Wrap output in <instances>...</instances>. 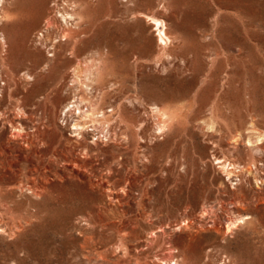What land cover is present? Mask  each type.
<instances>
[{
  "label": "rangeland",
  "instance_id": "1",
  "mask_svg": "<svg viewBox=\"0 0 264 264\" xmlns=\"http://www.w3.org/2000/svg\"><path fill=\"white\" fill-rule=\"evenodd\" d=\"M38 2L0 4V52L19 73L33 66L20 38L46 27L51 0L36 13ZM98 4L93 14L79 12L93 27L81 37L78 57L52 58L41 49L36 67L52 59L45 73L54 84L70 83L62 97L72 102L78 93L76 72L97 64L105 94L95 100L101 98L107 108L124 94L138 96V126L117 129L118 139L102 134L95 144L71 136L60 120V102L48 106L47 116L40 111L42 116L33 117L6 98L2 107L8 114H0V264H264V0ZM150 18L166 22L171 39L165 57L156 51V24ZM2 35L10 45L2 44ZM98 46L102 55L93 61ZM211 52L219 54V64L210 71ZM110 81L120 83L119 90H112ZM150 104L164 108L170 118L163 132L145 109ZM14 114H19L15 124ZM111 116L104 133L112 130ZM215 127L227 131L213 136ZM259 134L262 149L248 142ZM212 139L219 141L215 147ZM216 157L238 162L241 181L229 180Z\"/></svg>",
  "mask_w": 264,
  "mask_h": 264
},
{
  "label": "bare ground",
  "instance_id": "2",
  "mask_svg": "<svg viewBox=\"0 0 264 264\" xmlns=\"http://www.w3.org/2000/svg\"><path fill=\"white\" fill-rule=\"evenodd\" d=\"M6 0H0V4L3 3ZM45 0H39V2L36 4L35 7H37L36 13L38 12H42V8H44V3ZM99 0H51L50 2V7H46L45 8V16L47 17L46 20V27L44 29V32H40V34H38V32L33 36H22L20 38V44L27 49L29 55V60L31 61L32 65L31 67H27L28 69H24V71H22L21 73L13 70L12 68V64L10 62V60L8 59V57H6V55L4 56V54L0 52V114L3 116L2 118H4V116H6L8 114V107L7 108H3L2 107V103L5 101L6 98L9 99V104H12V101L14 100L15 102H17L18 104H22L24 106V108L28 111L30 116H38L40 113V111H44V115L47 116L48 113V106L49 105H53V103H55L56 101L60 102L61 104V111H60V120L62 121V124L64 125V127L68 126L70 131H71V136L72 137H76L78 139H84L85 141H91V143H97L94 142V138H97L95 141L100 140V136L103 134V137H106L107 140L110 137H117V135H121L118 134V132L120 133V131H118L117 129H121V131H124L125 129H129L133 127H137L138 125H136V122L134 121V119L137 118L136 114V102L137 97L134 95H129L128 94H124L123 97L121 98H115L113 102H111L110 106L107 108H111V110H108L107 108H105L106 106L102 107L101 102H103V100L101 101L99 98L98 100H95V96H100L102 95L104 98V88L99 87V77H98V65H90L86 68H83V70H80L79 72H76V75L78 76V80L76 79V81H74L76 84V86L74 87L75 90H77L76 92H78L76 95H74L75 93L73 92V96L74 100L71 101H66L64 100L62 97V95L64 94V92H66L68 89H71V87L69 86L70 83L66 84L61 82L58 83H52L51 79L49 78L48 74H46L45 72L47 71L46 68L50 66V64L52 63L51 60H46L44 61L45 63L42 65H39L38 67H36V64L38 63V57L41 54L40 53L41 49H46L48 51V53H50L51 55H49L50 57L54 58L56 56H61V55H66V54H70V56H74V57H78V55L81 53L80 50V46H81V37L84 36L87 33H90V31L92 30L93 27V23L88 20V23H85L83 20V17L80 15L79 12H81L82 9H84L87 13H94L97 10V6ZM49 3V2H48ZM123 4V3H122ZM46 5V4H45ZM4 8V6H2ZM2 10V9H1ZM98 11V10H97ZM119 13V12H118ZM134 14V13H133ZM5 15V14H4ZM121 15V14H120ZM161 16V15H160ZM163 17V16H161ZM119 19V18H118ZM149 20H153L156 24V36H157V49L156 51L161 55H167V42L170 43V35L167 34L166 30H167V25L166 22L164 20H156V19H152L150 18ZM96 22V21H95ZM97 24V23H96ZM2 31V30H1ZM168 31V30H167ZM93 32V31H92ZM2 44L5 46L6 44L10 43V40L5 36L2 35ZM210 36V35H209ZM1 43V42H0ZM2 45V46H3ZM10 45V44H9ZM210 45V44H208ZM212 45V44H211ZM210 45V46H211ZM169 46V45H168ZM175 47V46H174ZM208 47V46H207ZM242 47V46H241ZM243 48V47H242ZM101 49L100 46H98V53H94L93 56V61H98L99 57L102 55V51L99 50ZM210 49V47H209ZM212 49V48H211ZM210 49V50H211ZM214 49V48H213ZM210 50H208L210 52ZM62 51H64V53H62ZM91 51V50H90ZM105 51V50H104ZM214 51V50H213ZM218 51V50H217ZM216 51V52H217ZM3 52V51H2ZM203 52V51H202ZM205 52V51H204ZM207 53V51H206ZM212 53V52H211ZM6 54V53H5ZM87 55V54H86ZM90 55V54H89ZM189 55V54H188ZM205 54L203 53V56ZM208 55V54H207ZM218 55L219 54H211V56L208 57V62H210V68L206 67V69L211 71L213 66L215 65V63H217L218 60ZM91 56V55H90ZM88 56V57H90ZM164 56V57H165ZM169 56V55H168ZM178 56V55H177ZM243 56V55H242ZM246 56V55H245ZM87 57V60L90 59ZM92 57V56H91ZM206 57V56H205ZM235 56H233L234 58ZM85 58V57H84ZM160 58V57H159ZM163 58V57H162ZM188 58V57H187ZM186 58V60H187ZM204 58V57H203ZM240 58V57H239ZM237 58V59H239ZM243 58V57H241ZM40 59V58H39ZM92 59V58H91ZM179 59V58H178ZM190 59V58H189ZM205 59V58H204ZM220 59V58H219ZM236 59V60H237ZM86 60V61H87ZM221 60V59H220ZM219 60V61H220ZM85 61V59H84ZM85 61V62H86ZM160 61V60H159ZM41 62V61H40ZM84 62V63H85ZM90 62V60L88 61ZM161 62V61H160ZM192 62V60L190 61ZM206 62V61H205ZM233 62V60H232ZM54 63V62H53ZM61 63V62H60ZM59 63V64H60ZM93 63V62H92ZM221 63V62H220ZM28 64V63H27ZM82 64V63H81ZM80 64V65H81ZM95 64V62H94ZM149 64V63H148ZM147 64V65H148ZM207 64V63H206ZM219 63H217L218 65ZM222 64V63H221ZM29 65V64H28ZM79 65V66H80ZM83 65V64H82ZM81 65V66H82ZM101 65V64H100ZM139 65V64H138ZM174 65V64H173ZM177 65V64H176ZM187 65V64H186ZM189 65V64H188ZM187 65V66H188ZM231 65V64H230ZM229 65V66H230ZM42 66V67H41ZM78 66V67H79ZM178 66V65H177ZM203 66V67H204ZM216 66V65H215ZM224 67V65H222ZM228 66V65H227ZM229 66L226 70V72L229 73L228 69ZM234 66V65H233ZM52 67V66H51ZM169 67V66H168ZM176 67V66H175ZM222 67V68H223ZM53 68V67H52ZM149 68V67H148ZM147 68V69H148ZM181 68V67H180ZM188 68V67H187ZM190 68V66H189ZM218 67H214V69ZM235 68V67H234ZM248 68V67H247ZM51 69V68H50ZM140 69V68H139ZM152 69V68H151ZM172 69V67H171ZM204 69V68H203ZM213 69V70H214ZM221 70V68H219ZM233 69V67H232ZM17 70V69H16ZM142 70V69H141ZM157 70V69H156ZM206 70V71H207ZM244 70V69H243ZM242 70V71H243ZM52 71V70H51ZM162 71V70H161ZM178 71V70H177ZM231 71V70H230ZM49 72V70H48ZM216 72V71H215ZM234 72V69L233 71ZM51 73V72H50ZM161 73V72H160ZM179 73V72H178ZM213 73V72H212ZM208 74V73H207ZM231 74V73H229ZM233 74V73H232ZM243 74V73H242ZM245 75V74H244ZM243 75V76H244ZM64 76V75H63ZM76 76V77H77ZM209 76V75H208ZM228 75H226L227 77ZM54 77V76H53ZM220 77V75H219ZM222 77V76H221ZM247 77V75H246ZM210 78V76H209ZM218 78V77H217ZM230 78V77H229ZM233 78V77H231ZM239 78V77H238ZM204 79V78H203ZM53 80V78H52ZM207 80V79H206ZM209 80V79H208ZM219 80V79H218ZM234 80V79H232ZM239 81H241L239 79ZM238 81V82H239ZM120 82V81H119ZM234 82V81H233ZM110 88H112V90L115 91L116 89V85L120 84L117 82H109ZM122 83V82H121ZM221 83V82H220ZM226 83V82H225ZM228 83V82H227ZM232 83V82H231ZM37 84H41L40 88L36 87ZM73 84V83H72ZM222 84V83H221ZM220 84V85H221ZM224 84V82H223ZM222 84V85H223ZM122 85V84H121ZM217 85V84H216ZM215 85V86H216ZM227 84H225L224 86L226 87ZM74 86V84H73ZM116 86V87H115ZM119 86V85H118ZM113 87H115V89H113ZM214 87V86H213ZM224 87V88H225ZM108 88V87H107ZM124 88V86H123ZM118 89V87H117ZM121 89V88H120ZM128 89V88H127ZM119 90V89H118ZM215 90V89H214ZM224 90H227L226 88ZM241 90V89H240ZM72 91V90H71ZM111 90H109L110 92ZM117 91V90H116ZM125 91V90H124ZM213 91V90H212ZM222 91V89H221ZM244 91V89H243ZM127 93V91H125ZM124 92V93H125ZM141 92V91H140ZM115 93V92H113ZM120 93V92H118ZM122 93V92H121ZM120 93V94H121ZM219 93V91L217 92ZM225 93V92H224ZM227 93V92H226ZM241 93V91H240ZM68 94V93H67ZM123 94V93H122ZM197 94V93H196ZM221 93H219L220 95ZM219 95H217L218 100L219 99ZM222 95V94H221ZM66 96V95H65ZM72 97V98H73ZM101 97V96H100ZM142 97V96H141ZM145 97V96H144ZM223 97V96H222ZM71 98V99H72ZM211 99V97H210ZM214 99V98H213ZM226 99V98H225ZM224 99V100H225ZM70 100V99H69ZM215 100V99H214ZM217 100V99H216ZM215 102H218L216 101ZM228 101V100H227ZM230 101V100H229ZM143 102V101H141ZM139 103V102H138ZM144 103V102H143ZM214 103V101H213ZM224 102H222L221 104H223ZM140 104V103H139ZM142 104V103H141ZM146 104V102L144 103ZM149 104V103H147ZM146 104V105H147ZM200 104V103H199ZM227 104V103H226ZM214 105V104H213ZM217 105H219V103H217ZM225 105V104H224ZM231 105V104H230ZM245 105V104H244ZM42 106H44L45 108H43ZM151 106V107H149ZM212 106V105H211ZM222 106V105H221ZM221 106H219L221 108ZM228 106V105H226ZM47 107V108H46ZM142 107H144L142 105ZM140 107V108H142ZM151 111L150 113L151 116H155L158 118V126H157V130H159L160 132H163L167 126V123L169 122V116L168 114L165 112L164 108L160 107L158 104H150L148 106L145 107V109H148ZM214 107V106H213ZM217 107V106H216ZM215 107V109H216ZM230 107V106H229ZM227 107V108H229ZM246 107V106H245ZM219 108V109H220ZM223 108V107H222ZM225 108V107H224ZM224 108L222 110H224ZM231 108V107H230ZM50 109V108H49ZM143 109V108H142ZM214 109V108H213ZM214 109V112H216L217 110ZM226 109V108H225ZM145 111V110H144ZM143 111V115L144 112ZM212 111V110H211ZM228 111V110H227ZM226 111V112H227ZM56 112V111H55ZM109 112H113L111 116V113L109 114ZM136 112V114H135ZM139 112V111H138ZM213 112V113H214ZM219 112V110L217 111ZM224 112V111H222ZM221 112V113H222ZM42 113V112H41ZM50 113V112H49ZM54 113V112H53ZM59 113V112H58ZM149 113V114H150ZM211 113V112H210ZM56 114V113H55ZM148 114V113H147ZM216 114V113H215ZM41 115V114H40ZM39 115V116H40ZM54 115V114H53ZM146 115V114H145ZM214 115V114H213ZM212 115V116H213ZM42 116V115H41ZM58 115L54 116L57 117ZM109 116H111V121L112 122V130L109 132V130L107 131V133H104L102 127L104 125V127L106 126L105 123H108L109 120ZM140 116L142 117V114L139 115L138 113V117L140 118ZM148 116V115H147ZM217 117V114H216ZM220 117V116H219ZM42 118V117H41ZM51 118V117H50ZM149 119V117H147ZM215 118V117H213ZM38 119V117H37ZM43 119V118H42ZM40 119V121L42 120ZM47 119V117H46ZM152 119V118H151ZM155 119V118H153ZM10 120L13 124H15V121H19V114H14L13 116L10 117ZM37 121V120H36ZM139 121L142 123V125H146V127H149V122L147 119L145 118H140ZM217 121V119L215 120ZM48 122V119H47ZM140 122L137 121V123ZM38 123L40 124V122L38 121ZM38 123L36 125H38ZM61 123V122H60ZM124 123V126H123ZM217 123V122H216ZM48 124V123H47ZM52 124V123H51ZM111 124V123H110ZM45 125V124H44ZM43 125V126H44ZM50 125V124H48ZM141 125V126H142ZM39 126V125H38ZM42 126V125H41ZM109 126V124H108ZM217 126V125H216ZM49 127V126H48ZM61 127V126H60ZM59 127V128H60ZM63 127V126H62ZM124 127V128H121ZM150 127H151V123H150ZM225 127V126H224ZM36 128V127H35ZM51 128V126L49 127ZM140 128V127H139ZM214 128V126H213ZM37 129V128H36ZM63 129V128H62ZM65 129V128H64ZM143 129V128H142ZM224 129V128H223ZM221 127H215L214 131H211L212 135L214 136L216 133H221L223 130ZM228 129V126H227ZM230 129V128H229ZM48 130V129H47ZM46 130V131H47ZM53 130V129H52ZM133 130V128L131 129ZM141 130V129H140ZM148 130V129H147ZM149 130H153V129H149ZM118 131V132H117ZM139 131V129H138ZM143 131V130H142ZM227 131V130H226ZM224 129V132H226ZM229 131V130H228ZM126 133H129L127 131H125ZM137 132V130H136ZM232 132V131H231ZM229 132V133H231ZM110 133V134H109ZM123 133V132H122ZM141 133V132H140ZM143 133V132H142ZM141 133V134H142ZM150 133V132H149ZM166 133V132H165ZM223 133V132H222ZM221 133V134H222ZM125 134V133H124ZM136 133H134L135 135ZM163 134V133H162ZM218 134V135H219ZM128 135V134H127ZM133 135V136H134ZM145 136V134H143ZM142 135V137H144ZM204 135V134H203ZM208 135L209 132H208ZM217 135V134H216ZM223 135V134H222ZM225 135V134H224ZM260 135V134H259ZM130 136V135H129ZM127 136V137H129ZM132 136V138H133ZM138 136V133H137ZM149 136V135H148ZM102 137V138H103ZM121 137V136H120ZM124 137H126V135H124ZM131 137V136H130ZM149 138V137H148ZM155 138V137H154ZM256 138V137H255ZM77 139V140H78ZM111 139V138H110ZM114 138H112L113 140ZM118 139V137H117ZM225 139V136H224ZM223 139V140H224ZM234 139V138H233ZM248 139V138H247ZM116 140V139H115ZM134 140V139H133ZM210 140V139H209ZM221 140V139H220ZM221 140V142L223 141ZM227 140V139H226ZM232 140V139H231ZM237 140V139H235ZM245 140V139H244ZM253 139L249 140L248 142L251 144H259L262 142L263 140V135L261 134L260 136H258L254 141H252ZM81 141V140H80ZM211 141V140H210ZM240 141V140H239ZM242 141V140H241ZM76 142V141H75ZM83 142V141H82ZM218 139L214 140L212 139V146L218 143ZM247 143V142H246ZM82 144V143H81ZM101 144V143H100ZM248 144V143H247ZM99 145V144H98ZM97 145V146H98ZM210 145V144H209ZM250 145V144H248ZM251 146V145H250ZM258 146V145H257ZM256 146V148H257ZM5 147V146H4ZM83 147V146H82ZM95 147V146H94ZM99 147V146H98ZM246 147V146H245ZM260 147V144H259ZM86 148V151L88 150V145H86V147H84L83 149ZM219 148V147H218ZM255 148V149H256ZM213 149V148H212ZM250 149V148H249ZM252 149H253V145H252ZM259 149H262L261 147ZM258 149V150H259ZM5 150H8L5 147ZM66 150V149H65ZM80 150V149H79ZM95 152H101V150L99 148L94 149ZM215 150V149H214ZM55 151V150H54ZM68 151V150H67ZM70 151V150H69ZM73 151V150H72ZM70 151V152H72ZM82 151V150H81ZM85 151V150H84ZM90 151V150H89ZM216 151V150H215ZM214 151V152H215ZM248 151V150H247ZM262 151L260 150V153ZM64 153V152H63ZM83 153V151H82ZM87 153V152H86ZM84 153V154H86ZM2 154V153H0ZM73 155V153H71ZM75 154V153H74ZM99 154V153H98ZM101 154V153H100ZM217 154V153H216ZM66 155V154H65ZM71 155V157H72ZM76 155V154H75ZM218 155V154H217ZM69 156V153H68ZM84 156V155H82ZM214 156V155H213ZM216 156V155H215ZM7 158V156H5ZM74 157V155H73ZM81 157V156H80ZM259 157V156H258ZM256 157V158H258ZM66 158V157H65ZM79 158V157H78ZM74 160L73 162L78 163L79 161ZM255 158V159H256ZM260 158V157H259ZM61 159V158H60ZM75 159V158H74ZM215 159V158H214ZM64 160V159H62ZM66 160V159H65ZM216 160H219V164H220V170H223L224 174L226 177H228L229 180H234V181H241L240 178H238L239 176H237L238 172H241L243 169L241 168L240 165H238V162L236 163H226L225 160L220 159L219 157H216ZM260 160V159H259ZM59 161V160H58ZM254 161V160H253ZM70 162V161H69ZM68 162V163H69ZM81 162V161H80ZM231 162V161H230ZM256 162H258L256 160ZM261 162V161H260ZM73 163V164H74ZM253 163V162H252ZM258 164V163H257ZM260 164V163H259ZM262 164V163H261ZM71 165V164H70ZM74 165V166H75ZM105 165V164H104ZM72 166V165H71ZM81 166V165H80ZM83 166V165H82ZM245 166V165H244ZM253 167V165H251ZM256 167V166H255ZM79 168V167H78ZM250 168V167H249ZM76 169V168H75ZM85 169V168H84ZM104 169V168H103ZM248 169V168H246ZM251 169V168H250ZM256 169V168H255ZM258 170V169H257ZM244 172V171H243ZM253 173V172H252ZM242 174V173H241ZM255 174V172H254ZM239 175V174H238ZM244 175V174H243ZM259 175V174H258ZM241 176V175H240ZM248 176V175H245ZM262 176V175H260ZM106 177V176H105ZM237 177V178H234ZM250 177V176H249ZM259 177V176H258ZM264 177V176H263ZM245 178V177H244ZM262 178V177H261ZM239 179V180H237ZM243 179V178H242ZM250 180V179H249ZM258 181V180H257ZM260 181V178H259ZM258 181V182H259ZM245 182V181H244ZM250 182V181H249ZM256 182V181H255ZM261 182V181H260ZM239 183V182H238ZM250 184V183H249ZM238 185V184H237ZM241 185V184H240ZM259 195V194H257ZM239 197V196H238ZM242 199V197H241ZM247 199V198H246ZM240 200V199H239ZM249 200V199H248ZM238 201V200H236ZM245 202V201H244ZM248 202V201H247ZM250 203V202H249ZM233 204V203H232ZM241 204V203H239ZM245 204V203H242ZM238 205V204H236ZM239 206V205H238ZM246 207V206H245ZM232 211V210H231ZM250 212V211H249ZM223 215V214H222ZM219 220V218H218ZM230 220V219H229ZM235 224V223H232ZM183 225V224H182ZM182 225L180 224L178 226V228H180V230L182 229ZM213 226V225H212ZM221 226V225H220ZM230 225L228 227V230L231 229ZM177 228V227H176ZM187 228V226H186ZM189 228V227H188ZM185 229V228H184ZM226 229V228H225ZM172 232H174V229L172 228ZM176 232V229H175ZM183 232V231H182ZM185 232V231H184ZM192 232V231H191ZM226 233V232H225ZM233 233V232H232ZM12 236V235H11ZM168 263V262H166Z\"/></svg>",
  "mask_w": 264,
  "mask_h": 264
}]
</instances>
